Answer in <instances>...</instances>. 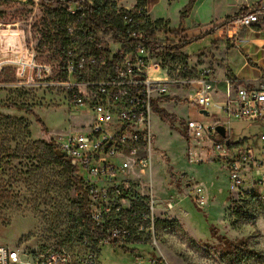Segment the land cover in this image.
I'll return each instance as SVG.
<instances>
[{"label":"rangeland","instance_id":"obj_1","mask_svg":"<svg viewBox=\"0 0 264 264\" xmlns=\"http://www.w3.org/2000/svg\"><path fill=\"white\" fill-rule=\"evenodd\" d=\"M112 1L116 7H132L135 2ZM54 7L41 0H0V245L18 250L25 261L60 250L72 264H264V221L251 198L264 201V185L249 187L246 182L244 190L236 191L228 178L232 154L226 149L215 154L189 140L187 120L209 127L223 122V116L215 98L209 116L200 115L184 89L170 90L157 103L156 108L184 125L176 122L171 127L153 114L152 168L135 185L139 193L151 186L157 199L154 241L131 239L102 246L89 234L88 243L81 242L87 232L79 218L76 188L64 165L46 153L56 134L72 128L64 91L58 86L64 78L60 47L68 24L63 26L65 21H60ZM164 33L159 40L163 41ZM107 49L112 54L116 48ZM192 50L183 52L181 65L193 72L210 68L201 59L204 55ZM230 50L229 63H240L239 49ZM158 51L151 60L175 75L180 63ZM249 68L256 70L253 65ZM163 71H151L150 76L162 77ZM230 127L233 142L247 143L259 158L257 140L264 126L232 121ZM197 188L205 197L203 206L195 201ZM211 229L216 230L215 236ZM222 237L232 243L245 241L262 258L237 263Z\"/></svg>","mask_w":264,"mask_h":264},{"label":"built area","instance_id":"obj_2","mask_svg":"<svg viewBox=\"0 0 264 264\" xmlns=\"http://www.w3.org/2000/svg\"><path fill=\"white\" fill-rule=\"evenodd\" d=\"M86 2L90 4V0H70L65 6L70 21L65 28L68 45L61 54L64 78L58 86L64 91L72 128L66 134H56L52 144L73 167L77 194L88 220L103 232L100 236L90 233L99 245L131 239L154 241L157 199L151 186L144 193L135 187L137 180L152 168L154 108L169 96L170 90L184 89L188 102L198 113L209 116L216 94L215 80L208 67L193 72L179 62L175 75L171 76L169 70L161 69L160 62L151 60L159 49L164 52V48L175 43L167 32L163 41L159 40L163 27L156 29L143 7H116L114 13L126 29L128 40H136L129 51H123L128 44L114 42L110 34L104 35L99 30L96 32L98 53H86V47L96 43L89 34L93 26L84 24L89 14L84 6ZM252 11L235 21L240 28L264 19V4ZM145 26L154 31L152 38H148ZM107 46L116 49L111 54ZM160 70L164 72L162 77L150 76L151 71ZM224 86V100L219 102L223 122L204 127L201 122L187 120L186 134L195 146L206 151L219 154L226 149L232 154L227 166L228 178L236 191L244 190L246 182L249 187L264 185V133L257 140L260 154L257 158L247 143L233 142L230 127L232 121L264 126V78L252 89L231 78L224 81ZM218 127L223 129V137L216 131ZM194 192L196 203L203 206L202 190L197 188ZM88 241L89 237L83 238V244ZM0 264L72 262L60 250L33 255L25 261L18 250L0 245Z\"/></svg>","mask_w":264,"mask_h":264},{"label":"crops","instance_id":"obj_3","mask_svg":"<svg viewBox=\"0 0 264 264\" xmlns=\"http://www.w3.org/2000/svg\"><path fill=\"white\" fill-rule=\"evenodd\" d=\"M134 1L132 7L124 5L123 7L134 8L136 0ZM189 1L144 0V8L149 9L147 12L149 21L160 22L165 32L181 30L179 38L168 36L178 39V42H189L180 50L182 55L190 48L204 55L201 59L209 65L215 80L216 94L213 95V99L220 103L224 100V81L228 78L243 84L247 89L254 88L264 78V19L244 28L232 22L209 35L205 34V28L241 14L245 10L252 11L255 6L264 4V0H194L191 10L181 20V13ZM118 6L120 7V4ZM242 30L244 33L241 34ZM230 48L239 49L238 54L243 58L240 63L235 65L229 63ZM224 49L225 52H222ZM220 61L223 65L218 64ZM250 65L255 66L256 70L249 68ZM251 73H254L253 77H250Z\"/></svg>","mask_w":264,"mask_h":264},{"label":"trees","instance_id":"obj_4","mask_svg":"<svg viewBox=\"0 0 264 264\" xmlns=\"http://www.w3.org/2000/svg\"><path fill=\"white\" fill-rule=\"evenodd\" d=\"M24 3H30L31 0H23ZM41 2L46 5L47 7H50L54 5L53 11H58L60 14V21H65V24H68L69 18L66 15L65 6L70 3V0H41ZM144 0H136V6L135 8L138 9L140 7L144 8ZM194 4V0H190L186 8L181 13V20L185 18V16L189 13L192 6ZM85 9L89 12V14L86 16V19L84 21L85 26H93L91 30H89V34L96 40V43H94L92 46H87L85 49L86 53H92L97 54L98 53V46L99 42L96 39V32L101 30L104 35H111V38L114 42L122 43V44H128L125 48H123V51H129L130 46L133 47L136 40H128L126 29L122 26V23L120 22V19L115 17L114 13L116 11V4L112 2L111 0H90L89 3H84ZM146 12H148V8L146 7ZM253 11H243L241 14L235 15L231 18L226 19L223 22L215 23L214 25L208 26L205 28V34H213L216 30L219 28L237 21L241 17H244L248 14H250ZM154 27L156 29L161 28V23L156 22L153 23ZM162 30H165V28H161ZM145 32L148 34V38H152L154 36V31H149L148 26H145L144 29ZM65 34V27L63 30ZM181 30L177 31H171L167 32V34L179 38L181 36ZM147 44V43H146ZM189 44L188 41H180L173 46H170L168 48H164V54L165 56L169 57V60L172 62H180L183 59V55L181 54L180 50H182L184 47ZM68 45L67 40L65 37L63 38V45L60 47L61 54ZM129 46V47H128ZM154 112L159 115L160 119L164 122L168 123L171 127L174 126V124L177 122L180 126L184 125V122L178 121L174 115L166 113L162 108H154ZM35 121L40 124V126L43 128V125L40 123V120L38 117H35ZM50 157L54 160V162L63 164L66 172L69 174L70 181L73 182L76 192L78 193L77 184L75 183V179L73 178V167L69 161H67L64 157H57L56 155V149L53 146V144H50L47 147V152ZM171 183L174 181V176H170ZM78 196V194H77ZM253 199V204L255 205L257 211L259 212L261 218L264 221V201L257 196L251 197ZM77 204L80 206L79 210V218L82 222V226L84 230L87 232V235H84L81 237V242L83 243L84 237H89V234L100 236L103 232L99 228L94 227L88 220L86 209L82 206L83 202L80 196H78V202ZM211 234L215 236L216 230L211 229ZM220 240L223 242V244L228 248L229 252L232 255L233 260H235L237 263H243L250 260H260L262 256L255 251H252L248 248L246 245V242L243 240H240L238 242L232 243L229 242L225 238H220Z\"/></svg>","mask_w":264,"mask_h":264},{"label":"water","instance_id":"obj_5","mask_svg":"<svg viewBox=\"0 0 264 264\" xmlns=\"http://www.w3.org/2000/svg\"><path fill=\"white\" fill-rule=\"evenodd\" d=\"M201 114H206V113H205V112H201ZM216 131L219 133V135H221V136L223 137V135H224V131H223L222 128L218 127V128H216ZM56 155H57V157H59V158L63 157V155L60 154V153L57 152V151H56Z\"/></svg>","mask_w":264,"mask_h":264}]
</instances>
